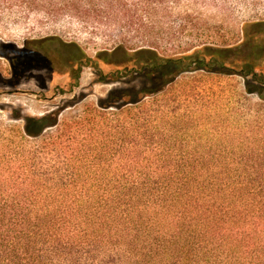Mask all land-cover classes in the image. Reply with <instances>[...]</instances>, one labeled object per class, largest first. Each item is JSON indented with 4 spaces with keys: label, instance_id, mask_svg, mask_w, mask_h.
Masks as SVG:
<instances>
[{
    "label": "trees",
    "instance_id": "trees-1",
    "mask_svg": "<svg viewBox=\"0 0 264 264\" xmlns=\"http://www.w3.org/2000/svg\"><path fill=\"white\" fill-rule=\"evenodd\" d=\"M196 1L0 0L106 25L117 43L96 58L131 51L126 66L141 68L126 71L144 78L116 111L0 120V264H264V44L251 32L264 23L242 44L198 42ZM196 71L241 76L258 100L244 96L236 119L217 106L144 102Z\"/></svg>",
    "mask_w": 264,
    "mask_h": 264
},
{
    "label": "rangeland",
    "instance_id": "rangeland-1",
    "mask_svg": "<svg viewBox=\"0 0 264 264\" xmlns=\"http://www.w3.org/2000/svg\"><path fill=\"white\" fill-rule=\"evenodd\" d=\"M194 5L191 13L200 30L190 38L198 42L242 44L251 24L264 23V0H208L206 4L200 0ZM251 32L264 44V25ZM69 42H77L91 62L71 58ZM116 43L104 24L86 26L69 16L51 18L44 12L1 5L0 120L7 125H23L25 116L58 111L63 124L85 114V110L106 106L110 107L107 111H116L123 100L130 99L132 89L144 85L141 74L126 71L141 68L136 61L126 66L124 56L131 51L121 52L116 59L96 58L99 51H113ZM135 43L141 45L137 40ZM259 73L264 78V69ZM115 76L118 81L111 82ZM167 90L168 96L147 97L144 102L166 111L217 106L222 112L233 110L236 119L244 112V96L253 106L258 100L256 94L245 93L241 76H216L204 71L182 74L174 89ZM114 91L118 93L112 99ZM55 129L48 127L45 134Z\"/></svg>",
    "mask_w": 264,
    "mask_h": 264
}]
</instances>
